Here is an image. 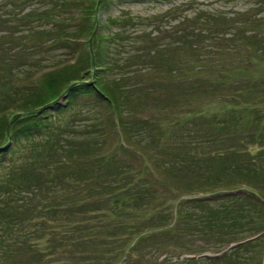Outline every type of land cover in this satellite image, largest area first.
<instances>
[{
    "label": "rangeland",
    "instance_id": "obj_1",
    "mask_svg": "<svg viewBox=\"0 0 264 264\" xmlns=\"http://www.w3.org/2000/svg\"><path fill=\"white\" fill-rule=\"evenodd\" d=\"M44 2L24 0L19 6L12 5L13 15H20L29 8L37 11L43 9L46 5ZM5 8L0 7V31L9 32L8 28H11L9 38L13 43L8 40L9 34L2 37L0 32V72L4 73V77L0 78V92L8 88V93L17 97L37 90L45 73L32 80L35 76L51 68L54 63L55 66L60 65L71 57H77L85 46L65 47L58 39L62 37V32L54 26L48 28L49 20L40 24L32 21L31 24L37 26L32 30L20 27L17 17L4 16ZM15 10L20 13L17 14ZM111 16L119 17L114 25L107 22ZM96 17L99 26L102 25V35L122 26L123 36L128 38L116 42L120 47L112 46L110 58L113 70L121 73L114 75L122 78L126 85L123 108L127 114H120V122L124 121L126 133L135 145L151 150L155 143L151 136L148 137L151 132H138V125H142L139 121L146 118L159 121L158 112L170 106L180 112V119L175 125L161 123L162 136L156 141L161 144V148L153 150L155 155L150 162H143L146 170L140 174L143 180L154 185L159 180L164 179L166 182L168 189L155 185L153 200L147 208H141L145 218H149L154 211L164 215L165 225L147 228L153 223H142L144 227L140 230L141 238L136 241L131 255L128 253L119 264H232L228 261L233 258L219 262L185 260L190 253L197 252L194 255L198 257L207 246H215L228 238L240 236L251 225H255L257 218V223L264 218L263 212L256 214L250 210L248 214L252 217L244 211L236 213V210L246 209V199L239 196L220 197L221 194L234 192L197 191L187 194L185 190L191 188V184L199 188L213 180L223 183V187L229 189L231 186H226L227 183L240 174L249 176L253 188L258 189L264 197V156L255 154L256 146L241 148L236 141L222 138V131L211 123L209 117L215 113L220 119L221 112L231 106L227 100L237 95L233 89L239 85L240 79L264 74V0H107L98 7ZM51 36H57V39L49 40ZM106 43L101 41L100 48L105 47ZM243 58L251 59L252 64L245 63L238 69L240 63L237 61ZM7 65L12 67L13 72H4ZM152 67L156 72H149ZM189 67L193 69L185 77L168 76L170 69L183 70ZM230 68H233L232 74L224 73V70ZM219 94L232 96L210 101ZM74 98L77 102L84 101V98L91 99L90 95L81 93H77ZM185 102L188 106L180 108V103ZM5 105H9V101ZM80 110L74 106L62 114L63 121L68 124L66 137L62 142L63 147H53L49 161L51 164L54 160L76 158L65 162L73 164L75 172L86 159L81 155L80 146L67 147L64 141L74 131L66 132H71L69 130L73 129L70 128L83 117L94 116L93 110L86 113ZM106 118V111H101L99 121L107 143L116 144L119 137L109 129ZM24 143L23 139L18 142V150L12 158L14 174L5 176L6 169L0 171V204H4L5 212L3 216L11 218L13 215V218L19 219L15 224L9 221L6 226L11 225V229L0 232V241H7L6 251L3 252L8 264H97L89 254L101 253L103 257H109L105 252L107 246L103 244L104 232L101 231V235L88 234L82 237L85 232L80 228L87 226L85 219L91 215H100L98 218L105 215L106 230L113 232L108 236L113 239L124 236L125 241L120 242L121 251L127 250V246L136 237L126 235V230L122 228L125 224L140 225L142 221L115 219L118 213L112 210L108 214L105 211L95 214L88 209L83 212L82 208H88L85 201L89 200V192L82 191L79 185L66 179L65 175L64 179H55L52 171L38 170L43 147L37 148L34 153L41 156L33 160L28 150L30 145ZM230 146H234L232 150H228ZM119 155L127 159L131 157L123 152ZM136 162L139 163L138 160ZM234 164H238L239 169H231ZM4 182L15 189L17 198H4L9 191V188L3 187ZM204 188L201 187L202 190ZM81 192L83 195H78ZM207 195L216 197L198 204L185 202L189 198ZM170 197L175 198L171 208ZM26 199L27 206L23 205ZM173 206L177 210L175 217L172 211L171 215L168 212ZM237 215L240 216L234 218ZM203 217H211L212 224L197 228L194 225L196 218ZM228 219H233V222L226 223ZM52 238L55 241L53 247L50 244ZM114 242L112 246H116ZM169 243L189 248L187 251L182 247L169 252L166 251ZM239 257L244 258V254L240 253ZM249 263L252 264V260Z\"/></svg>",
    "mask_w": 264,
    "mask_h": 264
},
{
    "label": "trees",
    "instance_id": "obj_2",
    "mask_svg": "<svg viewBox=\"0 0 264 264\" xmlns=\"http://www.w3.org/2000/svg\"><path fill=\"white\" fill-rule=\"evenodd\" d=\"M12 1L0 0V7H6L4 16L17 17L20 27L32 30L37 27L31 24L32 21L40 24L49 20L48 28L54 26L62 32V37L58 39L65 47H69V45L85 47L77 57H71V59L60 63V65L55 66L54 63L51 68L41 71L35 76L32 80L45 73L39 81L37 90L25 95H17V97L8 93V88H6V91L2 90L0 92V171L6 169L5 176L14 174L12 158L18 150V142L23 139L25 143L30 145L28 150L33 160H37L41 156L39 153H34L37 148L39 146L43 147L44 153H42L41 165L37 167L38 170L52 171L55 179H64L65 175L67 176L66 179L79 185L82 191L89 192L87 197L89 200L85 201L88 208H82L83 212L88 209V211L95 214L103 211L108 214V211L112 210L118 213L115 219L126 222L142 221L140 225L135 224L136 226L130 224L126 226L123 223L124 227L122 229L126 230L125 234L136 237V240L130 246L128 245L127 250L124 251H121L122 247L120 244V242L125 241L123 239L124 236L120 237L121 239L119 237L113 239V237L108 236L113 232L106 230L107 218L105 215H101L103 218H98L100 215H91L85 219L87 226L80 228L81 231L85 232L82 237L88 234L101 235L104 232L103 240L105 241L103 244L107 246L105 252L109 254V257H103L100 255L101 253L89 254V257H94L97 264H119L121 259L132 252L136 241L141 238L140 230L144 227L142 223L145 221L153 223L146 226L147 228H157L165 225L164 215L154 211L149 218H145L141 208H147V205L153 200L156 187L168 189L166 182L162 178L163 181L159 180L155 187L154 183L143 180L140 174L146 170L143 162H150L155 155L153 150L161 148V144L156 142L162 136L161 123L165 122L168 125H175L180 119L179 109L176 110L170 106L160 110L158 112L160 114L159 121L153 118L139 121L142 125H138V132L147 134L151 132L148 137L151 136L155 143L152 145L153 148L151 150L143 146L140 147L137 144L135 145L132 139L129 138V134L126 133L124 121L121 120L120 122V114H127L123 108V102H125L126 98V85L122 82V78H117L121 73L119 71L116 72L115 69L113 70L110 58V52L113 50L112 46L117 45L120 47L121 45L116 42L128 38L123 36L124 30L122 26L116 27L115 30L105 32L102 35L100 32L102 25L99 26L96 17L98 7L107 2V0H51L49 2L45 0V7L38 11L33 10V8L27 9L24 13L15 10L20 15H13L12 5L19 6L24 0H20L21 2L14 0L16 4ZM71 19L73 21L69 22ZM118 20L119 17L111 16L107 22L114 25ZM1 25L2 20L0 19ZM8 29L9 32L6 30L0 31L2 32L1 36L7 37L6 35L9 34L8 40L12 42V39L9 38L11 37V28ZM55 39H57V36L49 38V40L54 41ZM103 40L107 43L105 47L100 48L99 44ZM237 63H240L238 65V69H240L245 63L251 65L252 60L243 58L239 59ZM142 69L145 70L146 68ZM191 69L193 67L183 70L170 69L168 70V76L185 77L191 73ZM4 72L11 73L13 69L10 65H7V68H4ZM149 72H156V69L154 67L149 68ZM232 72L233 68L224 70V73L227 74H232ZM114 74H117V76ZM3 77L4 73L0 72V78ZM240 81L239 85H235L233 89L237 92L235 97L230 98L232 95L224 96L219 94L218 97L210 100L230 98L227 101L231 106L221 112L222 117L220 119L217 118L218 116L215 113L209 117L211 123L218 126L222 131V138L227 137L236 141L241 148L248 147V145L256 146L255 154L264 156V74L258 77H246L242 80L240 79ZM77 93L90 95L91 99L84 98V101L77 102L74 98ZM7 101H9V105H5ZM180 105L177 104L176 106L180 108L188 106L187 102L180 103ZM74 106L79 107L80 111L84 113L91 110L94 111V116L83 117L76 125L70 128L73 129L69 130L71 132H66L72 133L74 131V134L64 141L67 143V147L80 146L81 155L86 159V161L78 165L77 172L73 170V164L65 163L76 160V158L51 161V164L55 165L53 167L49 162L52 158L51 150L53 147H63L62 142L66 137L65 130L68 124L63 121L62 114L71 110ZM99 111H106L108 127L115 136L119 137V141L116 144L107 143L105 131L99 121ZM178 115L179 117H177ZM214 119L217 121H214ZM69 125L71 126V124ZM233 147L230 146L228 150H232ZM120 152L131 157L127 159L119 155ZM157 155L159 156V154ZM140 161H142L141 164ZM230 168L236 170L239 169V165L234 164ZM249 180V176L237 174L236 177L230 179V182L227 183L226 186H231L229 189L224 188L223 183L213 180L201 186L206 187L204 190L191 184L189 185L191 188L185 190V192L187 194H194L197 191L212 193L220 191L223 193L234 192L229 195L221 194L220 197L232 198L239 196L246 199L245 201L247 202L244 206L246 209L236 210L238 211L236 213L244 211L248 214L250 210H254L257 212L256 214L261 212L264 214V197L260 195L258 189L253 188L254 185ZM3 187L9 188L7 195L4 196L5 199L11 196L12 198H17L15 189L9 187L7 183ZM15 188L18 189V187ZM80 194L83 195V192L78 193V195ZM203 197L205 196L189 198L185 202L198 204L216 196L207 195L205 198ZM220 197L218 196V198ZM174 199L170 197L169 208H171V203ZM26 201L27 199L24 200L25 204L23 205L27 206ZM32 205L35 204L32 203ZM3 208L4 204H0V232L4 233L7 229H11V225L6 226L9 221L10 224H15L19 219L13 218V215L10 216L11 218L3 216L5 213ZM171 211L173 217H175L177 215L175 206L170 211L168 210L169 215H171ZM248 215L252 217V215ZM239 216L237 215L234 218L237 219ZM222 217L225 218L224 216ZM256 220L255 225H251L240 236L228 238L215 246H207L206 250L201 252L198 257L194 255L198 254L197 252L190 253L185 262H196L200 259L208 262H219L223 259L229 260L233 258L235 260L232 259L228 263L250 264L249 260H252L253 264L256 260L255 264H264V218L258 223ZM196 221L194 225L199 228L205 225L209 226V224H212L213 219L211 217H203L196 218ZM230 222H233V219H228L226 223ZM199 230L203 229L200 228ZM77 232L74 231L76 235ZM113 241H116L113 243L116 246H112ZM6 242L0 241V264H8L4 253L7 247ZM53 243L55 241L52 238L50 240L51 247H53ZM56 244L58 243L56 242ZM182 247L184 251L189 248L178 243H169L166 251L171 252ZM225 248L228 250L225 251ZM205 252L210 253L206 255ZM240 253L244 254V258L239 257ZM2 258L4 259L2 260ZM109 259L111 260L109 261ZM117 260L119 261L117 262Z\"/></svg>",
    "mask_w": 264,
    "mask_h": 264
}]
</instances>
